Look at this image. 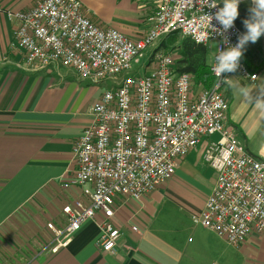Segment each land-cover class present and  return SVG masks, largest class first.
I'll list each match as a JSON object with an SVG mask.
<instances>
[{
    "label": "built area",
    "instance_id": "2783aa9c",
    "mask_svg": "<svg viewBox=\"0 0 264 264\" xmlns=\"http://www.w3.org/2000/svg\"><path fill=\"white\" fill-rule=\"evenodd\" d=\"M212 2L215 7H209ZM223 6L216 0H158L148 19L150 29L138 41L93 23L80 0H41L29 11L5 12L15 25L12 47L24 54L28 67L70 68L83 81L115 84L93 106L94 123L74 146L77 170L64 187H77L83 197L64 206V226L48 224L53 253L68 247L98 215L104 221L97 245L114 253L122 237L112 223L116 198L140 201L157 191L204 139L209 143L203 161L217 174V184L192 222L234 247L264 233V157L239 140L229 122L227 98L235 77L255 83L258 75L242 58L236 72L219 77L214 71L219 49L234 47L245 34L235 23L223 36L211 32L207 15L213 17L211 26L222 31L215 14ZM173 34L207 49L217 44L209 64L210 88L178 72L175 58L159 50Z\"/></svg>",
    "mask_w": 264,
    "mask_h": 264
},
{
    "label": "crops",
    "instance_id": "0c3cea01",
    "mask_svg": "<svg viewBox=\"0 0 264 264\" xmlns=\"http://www.w3.org/2000/svg\"><path fill=\"white\" fill-rule=\"evenodd\" d=\"M40 1L0 0V264H264L263 256L255 257L259 236L237 248L201 226L173 231L171 219L163 220L169 213L164 215L160 199L167 191L168 210L183 211L191 222L205 208L217 184V174L203 161L207 139L154 193L140 201L116 198L112 223L122 237L114 253L97 245L101 215L68 247L51 251L48 224L64 226V206L83 197L77 187H64L77 170L74 146L94 123L92 108L107 90L70 68H30L12 47L15 25L5 12L29 11ZM81 2L93 23L133 41L148 33V19L158 7V0ZM229 122L236 127L231 112Z\"/></svg>",
    "mask_w": 264,
    "mask_h": 264
},
{
    "label": "rangeland",
    "instance_id": "374dc122",
    "mask_svg": "<svg viewBox=\"0 0 264 264\" xmlns=\"http://www.w3.org/2000/svg\"><path fill=\"white\" fill-rule=\"evenodd\" d=\"M216 1L224 5L223 0ZM241 1H246L249 8L254 7L252 0ZM174 38L176 39L174 40L173 37L168 39L167 50L163 49L162 51L171 54L175 58V60L179 62L181 59V50L179 46L181 45L185 37H183V35L181 34H178ZM161 44L162 43H160L159 46H161ZM152 51H148L144 59L150 56ZM216 51L217 44L213 43L211 45V48L208 49V64L212 62L213 55L216 53ZM244 54L249 58H256L258 63H261L262 65L261 67H255L257 68L255 72L252 73L251 71L252 74L258 75V80L255 83L246 80L243 84L240 78L236 79L235 77L228 87L227 92H229L230 95L227 93V98L230 103L231 118L236 123V127H234L233 123L231 124V127L234 128L236 135L243 143V145L246 146L249 151L252 150L255 154L261 156L259 158H262V156H264V96H261V94L264 93V35H261V37L255 43L251 42L249 45H247ZM97 86H101L105 90H111L113 89V87H115V84L113 80H107L103 83H99ZM245 92L248 93L247 96L245 95ZM169 199L170 196L167 191V194L163 195V198H161L160 200L162 201L161 203L165 206L166 209L164 215L169 213L168 215H165L163 217V220L166 221V217L168 220L169 218L171 219L172 230L178 231L177 229L180 230L186 227L196 226L193 225L194 223L191 222L190 218H185L186 214L183 213V211L173 209L168 210ZM261 236L259 237L261 238ZM260 238L259 242H257V247L255 248V257L258 260L261 259V256L264 257V240H261ZM239 261L242 260L239 258ZM252 261L255 264L256 261L251 260V262Z\"/></svg>",
    "mask_w": 264,
    "mask_h": 264
},
{
    "label": "clouds",
    "instance_id": "9594fccd",
    "mask_svg": "<svg viewBox=\"0 0 264 264\" xmlns=\"http://www.w3.org/2000/svg\"><path fill=\"white\" fill-rule=\"evenodd\" d=\"M240 2L241 0H223L224 6L215 14V19L222 25V31L211 26L213 17L207 15V23L211 32H217L223 36L228 29L234 26V21L239 16ZM252 3L254 7L249 9L251 16L244 21L247 32L238 38V43L234 47H228L226 50L219 49L215 57L216 67L214 71L219 77H221L223 73L236 72L240 66L244 46L248 42L255 43L261 35H264V0H252ZM215 6L216 4L213 2L209 5V7ZM223 42L225 44L228 43L226 36ZM223 80L227 81L230 79L224 78ZM245 95L247 96L248 93L245 92ZM261 96H264V93H262Z\"/></svg>",
    "mask_w": 264,
    "mask_h": 264
},
{
    "label": "trees",
    "instance_id": "16d2710c",
    "mask_svg": "<svg viewBox=\"0 0 264 264\" xmlns=\"http://www.w3.org/2000/svg\"><path fill=\"white\" fill-rule=\"evenodd\" d=\"M249 6H247L246 1H241L239 4V16L234 21V23L244 32H247V29L244 25V21L246 19H249L251 16V13L249 11ZM178 34L170 35L166 40L162 41V44L160 46V50H167V41L168 39L172 38L175 40ZM172 39V40H173ZM251 42H248L246 44L242 60L244 64L249 67L250 71L255 72L257 68L255 67H261V63L259 64L257 59L252 57L249 58L244 54L245 49L247 45H249ZM181 50V59L178 64V72L180 73H188L192 75L195 79V82L197 85H202L204 88H210L214 82V77L212 73L210 72V66L208 64V49L205 46L198 45L195 42H193L189 38H184L181 45L179 46ZM245 58V59H244ZM259 157V156H258Z\"/></svg>",
    "mask_w": 264,
    "mask_h": 264
}]
</instances>
